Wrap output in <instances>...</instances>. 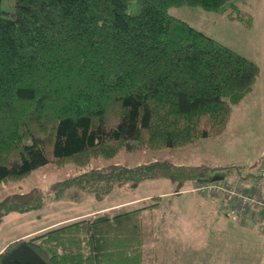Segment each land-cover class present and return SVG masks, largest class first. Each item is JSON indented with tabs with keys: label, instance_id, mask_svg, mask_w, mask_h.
I'll return each mask as SVG.
<instances>
[{
	"label": "trees",
	"instance_id": "obj_1",
	"mask_svg": "<svg viewBox=\"0 0 264 264\" xmlns=\"http://www.w3.org/2000/svg\"><path fill=\"white\" fill-rule=\"evenodd\" d=\"M132 1L140 5L137 13L129 12ZM227 1L15 0L7 12L0 0V183L49 161L83 169L47 190L7 195L0 221L11 211L40 208L49 197L83 191L103 197L178 167L170 160L90 166L95 159L135 146L184 147L224 133L261 66L170 8L219 10ZM230 8V18L254 23L240 4ZM263 166L264 160L254 174L238 173L240 186L252 189ZM192 175L197 184L213 182L202 172ZM158 205H121L19 237L0 250V264H143V211Z\"/></svg>",
	"mask_w": 264,
	"mask_h": 264
},
{
	"label": "rangeland",
	"instance_id": "obj_2",
	"mask_svg": "<svg viewBox=\"0 0 264 264\" xmlns=\"http://www.w3.org/2000/svg\"><path fill=\"white\" fill-rule=\"evenodd\" d=\"M232 2L254 14V23L249 26L245 21L230 18ZM232 2L227 1L219 10L190 5L170 8L176 18L250 56L261 66L254 90L234 106L224 133L184 147L154 150L135 146L122 149L112 158L93 160L92 167L136 166L154 160H170L178 167L173 175L146 178L137 186L118 187L103 197L83 191L75 198L49 197L40 208L11 211L0 221V248L33 229L67 218L76 219L121 205L133 208L159 202L143 211V264H264L263 227L235 214L223 193L196 190L198 184L192 175L202 172L213 182L237 181L242 185L239 182L243 178L237 174L245 175L249 170L254 174L264 160V155L260 156L264 152V0ZM2 8L12 12L15 0H2ZM139 10L140 5L132 1L129 12ZM259 156L262 159L257 161ZM82 170L73 163L46 162L22 179L0 183V200L36 187L47 190L53 182ZM118 203L121 204L114 205Z\"/></svg>",
	"mask_w": 264,
	"mask_h": 264
},
{
	"label": "built area",
	"instance_id": "obj_3",
	"mask_svg": "<svg viewBox=\"0 0 264 264\" xmlns=\"http://www.w3.org/2000/svg\"><path fill=\"white\" fill-rule=\"evenodd\" d=\"M262 179L253 183V188L248 190L236 182H210L202 181L196 190L205 193H223L229 199L232 211L241 219L261 225L264 229V166L261 169Z\"/></svg>",
	"mask_w": 264,
	"mask_h": 264
},
{
	"label": "crops",
	"instance_id": "obj_4",
	"mask_svg": "<svg viewBox=\"0 0 264 264\" xmlns=\"http://www.w3.org/2000/svg\"><path fill=\"white\" fill-rule=\"evenodd\" d=\"M126 202V201H125ZM123 203V202H122ZM119 204H121V203H118V204H114V205H119ZM78 217V216H77ZM76 218V217H75ZM68 220H71L70 218H67ZM67 219H64L65 221H67ZM73 219V218H72ZM61 221H63V220H61ZM58 222V221H57ZM64 222V221H63ZM56 224V222H54V223H50V224H47V225H44V226H40V227H38V228H36V229H33V230H31V231H29V232H27L26 234H24V236H27V235H29V234H32V233H34V232H36V231H39V230H42V229H44V228H47V227H50V226H52V225H55ZM20 237H23V235L22 236H20ZM4 246H2L1 248H0V250L3 248Z\"/></svg>",
	"mask_w": 264,
	"mask_h": 264
},
{
	"label": "water",
	"instance_id": "obj_5",
	"mask_svg": "<svg viewBox=\"0 0 264 264\" xmlns=\"http://www.w3.org/2000/svg\"><path fill=\"white\" fill-rule=\"evenodd\" d=\"M205 180H209L208 178H206Z\"/></svg>",
	"mask_w": 264,
	"mask_h": 264
}]
</instances>
